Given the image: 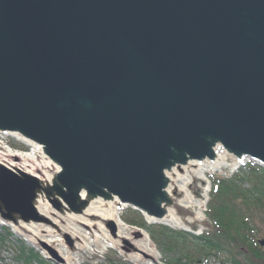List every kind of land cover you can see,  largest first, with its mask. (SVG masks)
Masks as SVG:
<instances>
[{
    "label": "water",
    "instance_id": "1",
    "mask_svg": "<svg viewBox=\"0 0 264 264\" xmlns=\"http://www.w3.org/2000/svg\"><path fill=\"white\" fill-rule=\"evenodd\" d=\"M247 162L264 169V0H0V225L46 259L91 263L109 247L160 264L142 228L119 233L118 213L209 230L207 175ZM205 187L191 223L181 200Z\"/></svg>",
    "mask_w": 264,
    "mask_h": 264
},
{
    "label": "trees",
    "instance_id": "2",
    "mask_svg": "<svg viewBox=\"0 0 264 264\" xmlns=\"http://www.w3.org/2000/svg\"><path fill=\"white\" fill-rule=\"evenodd\" d=\"M243 170L245 173L238 177L237 182L233 177L238 175L236 173L225 178L210 177L212 188L206 215L212 225L208 233L201 237L174 231L162 225H146L135 211L133 212L140 216L139 220L126 222L144 227L168 264L176 262L184 264L186 260L188 263L191 262V257L189 258L187 254L185 259L180 257L170 259L173 249L176 251L179 242L182 245L187 243L183 238L186 236L193 238L192 242H196L195 245L198 246L196 254L203 257L222 256L225 258L224 262L228 264H259L264 260L262 256L264 249L259 247L254 237H250L253 227L250 211L256 208L264 209V170L252 162L246 163L238 172ZM3 230L9 234L7 229ZM19 247L18 258L25 260L24 263L31 264L35 261L37 264H44L38 253L31 248L22 245Z\"/></svg>",
    "mask_w": 264,
    "mask_h": 264
},
{
    "label": "rangeland",
    "instance_id": "3",
    "mask_svg": "<svg viewBox=\"0 0 264 264\" xmlns=\"http://www.w3.org/2000/svg\"><path fill=\"white\" fill-rule=\"evenodd\" d=\"M8 143L17 150L21 151H28V148H26L23 144H20L16 142L13 139L7 138ZM245 173V170L242 172H236L238 174L237 176H234V180L237 182L238 177L243 175ZM217 176V175H216ZM230 176V175H229ZM228 176V177H229ZM219 177V175H218ZM221 178H225L226 176L222 175L220 176ZM245 187V183L243 184ZM209 204V202H208ZM208 204L206 206V209L208 210ZM206 210V212H207ZM206 212L204 213V216L206 219L207 215ZM251 214V223H252V234H250V237H254L255 240L257 241L263 234H264V209H251L250 211ZM140 216H137L129 207L123 210L121 213V219L123 221H129V220H139ZM209 220V219H208ZM210 221V220H209ZM129 224V223H128ZM127 224V225H128ZM129 227H134L133 225H128ZM156 226V225H154ZM153 226V227H154ZM202 226L204 229H206L205 233H208V221H204L202 223ZM142 228V227H141ZM144 232H148L144 227H143ZM146 230V231H145ZM210 230V229H209ZM0 264H26L24 263L25 260L19 259L20 257V247L19 246H27L29 249L32 247V245L25 241L24 238H20V236L11 234V233H5L4 230H2V227H0ZM149 236V235H148ZM150 238V236H149ZM185 241L187 242L185 245H182L181 242L178 243V247H176V251L173 249V252L171 253L170 259L175 260L178 257L185 259V255H189L188 257H191V262H186L184 264H228V262H224V259L222 256L220 257H214V256H208V258L203 257L199 254H196L197 252V245H195L196 242H192L193 238L191 236H186L183 237ZM183 240V239H182ZM21 242V243H20ZM257 243V242H256ZM184 244V243H183ZM150 247L155 249L156 253L158 254L159 257V262L160 264H168L165 262V259L162 256V253L160 252L156 244L152 241L150 238ZM178 251V252H177ZM39 252L40 258L43 259L44 264H57L55 261L52 260H47L44 258L42 255L41 251ZM19 253V254H18ZM262 255V254H261ZM263 259H264V252H263ZM99 260L93 261V262H88V261H80V264H132L130 262H127L125 258L121 257L120 254L117 251L112 250L111 248H106L102 253L99 254ZM47 260V261H46ZM92 260V259H91ZM184 262V260H183ZM31 264H37L35 261L31 262ZM147 264V263H144ZM148 264H155V263H148ZM177 264V262H176ZM259 264H264L263 262H259Z\"/></svg>",
    "mask_w": 264,
    "mask_h": 264
},
{
    "label": "bare ground",
    "instance_id": "4",
    "mask_svg": "<svg viewBox=\"0 0 264 264\" xmlns=\"http://www.w3.org/2000/svg\"><path fill=\"white\" fill-rule=\"evenodd\" d=\"M26 141V140H25ZM27 143V142H26ZM30 152H28V154H29ZM23 155V154H22ZM23 156H26V155H23ZM30 157V156H29ZM198 175H199V177L201 176V174L200 173H198ZM178 185H179V187H180V189L181 190H184V189H186L187 188V185H188V180H186V177L185 178H181L179 181H178ZM188 192V191H187ZM186 192V196L181 200V204L184 206V207H186L187 209H190L191 211H192V213H193V216H192V218H191V220H189L191 223L192 222H194V221H200V220H202V211L203 210H201V205L202 204H204V203H206L207 202V197H208V188L207 187H205L204 188V190H203V194H202V196H203V200L202 199H200V200H196V199H194V198H192L188 193ZM39 202H45L42 198H40L39 199ZM100 202H94L93 204H91V206H90V208L88 209V213H92V214H99L101 211H100V208H99V204ZM44 207L45 206H41L40 207V211H43L42 209H44ZM107 212V211H106ZM48 213H50L49 211H48ZM111 214L112 213V210H110V211H108V214ZM171 214V213H170ZM166 215L165 216V218L162 220V221H159V222H157V221H155V220H153V219H150L149 221L151 222V223H153L152 221H154V222H156V223H159V224H161V225H165V226H167V227H170V228H172V229H179V230H183V229H185L186 230V227L184 226V224L182 223V220L180 221L178 218H176L175 216H171V215ZM118 217H119V219L120 220H118L117 221V223L119 224V226H120V230H119V233H121V234H125L126 235V224L124 223V221L121 219V214H119L118 213ZM57 218H59L58 219V221H60V220H63L64 221V230L66 231L69 227V229H73V231L75 232V233H77V234H80L81 232H82V230L81 229H79L78 228V226H76L75 224H74V221H81V218L80 217H78V216H75V217H73V221L71 220V219H67V218H65V217H63V216H61V215H59V216H56V217H54L53 219H51L52 220V223L54 224V225H56L60 230H62V228L61 227H59L58 226V221L56 220ZM123 224H122V223ZM40 225H34V226H31L30 228H31V231L33 232V234H35V235H40V233H42V232H49L50 230L48 229H46V230H44L43 228H41V227H39ZM73 226H74V228H73ZM67 231H70V230H67ZM72 231V232H73ZM73 232V233H74ZM201 232H197V234H200ZM48 240V242H52V243H54V244H56L57 246H59L60 247V250L59 251H61V256L63 255V256H65L64 258H67L68 259V257L66 256V254H67V251H66V249H65V247H63V245L62 244H60V241H59V239L58 238H56V236H49L48 238H47ZM133 243H135L136 245H137V249H139L140 250V252L141 253H147L148 252V249L146 248L145 249V247H144V243L143 242H141V241H138V240H135V241H133ZM145 243H148V242H145ZM96 251H99V250H97L96 249V247H93V246H90V245H87L86 247H85V250H84V252L83 253H90L91 255H93L94 253H96ZM97 253H100V251L99 252H97ZM73 256V258H71V256H70V258L73 260V262H72V264L73 263H76L75 261H76V257H78L79 255L78 254H74V255H72ZM129 259H130V261H134V260H142L141 259V257L138 255V254H136V253H133V254H131L130 256H129Z\"/></svg>",
    "mask_w": 264,
    "mask_h": 264
}]
</instances>
